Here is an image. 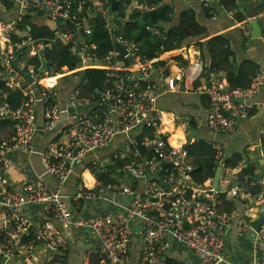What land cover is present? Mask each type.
Instances as JSON below:
<instances>
[{
    "label": "built area",
    "instance_id": "1",
    "mask_svg": "<svg viewBox=\"0 0 264 264\" xmlns=\"http://www.w3.org/2000/svg\"><path fill=\"white\" fill-rule=\"evenodd\" d=\"M13 1L16 17L10 22L0 21V80L11 87L15 84L13 78H19L22 99L19 107L13 108L9 97L0 91V120L11 122L17 137L15 144L0 142V207L2 221L7 228L18 231L21 238L9 234L3 253L15 255V244L20 246L25 239L27 256H35L38 249L55 250L57 254L64 248L59 239L62 231L85 228L99 245L86 253L84 264H131L136 236L142 238L137 264H160L170 240L192 250L205 264L223 262L234 214L220 210L221 194L213 188V179L204 184L193 182L194 166L189 162L186 145L189 140L201 142L202 129L220 136L235 134L258 106L255 98L264 88V72L253 79L248 89H236L226 80L206 73L203 60L194 58L188 59L186 66L176 61L174 76L173 70L167 69V61L161 58L169 52L148 59L141 54L140 44L127 40L121 28L127 19L112 11L115 0ZM165 1L153 0L154 10L163 8ZM3 9L0 0V11ZM34 13L52 20V39H35L21 29L25 18ZM99 20L103 27L97 34L95 23ZM247 27L249 31L248 25L242 28ZM154 34L159 31L154 30ZM15 35L19 37L16 46L2 50L3 45L12 43ZM103 36L108 41L107 47L103 41L98 42ZM260 40L264 45V30ZM57 44L69 46L77 65L75 71L61 70L53 59H46ZM119 45L127 51L126 56L119 51ZM29 51L38 64L23 60ZM15 66L31 76L34 83L28 84ZM88 70L104 72L105 82L91 89L81 76L68 93L69 108L58 105L56 88L42 85L51 75L59 79ZM169 78L184 82L180 90L183 93H197L195 83L201 78L209 84L203 92L209 113L206 119L198 121L195 129L193 120L185 115L172 123L166 119L160 101L166 95L179 93L170 87L165 89L164 82ZM38 106L43 110L41 131L45 134L60 127L64 120L70 121L55 149L41 153L45 172L57 179V190L43 184L22 183L25 196H20L8 187L3 171L9 152L36 153ZM70 110L75 113L69 116ZM180 127L186 133L185 143L176 142L184 139V133H177ZM118 137L124 138L122 147L108 158L92 163L93 187L84 182L73 199L78 208L86 202L102 201L112 203L120 211L95 215L86 221L72 220L68 202L61 194L70 173L91 154L109 149ZM261 140L264 143V129ZM216 159L219 167L228 172H222L218 187L228 189L230 199L260 208L264 216V180L241 182L239 175L245 168L244 162L230 169L224 168V153ZM111 167L137 182L136 185L130 188L114 180L101 182L99 176ZM253 187L258 188L255 193L250 192ZM120 197L130 200L120 202L123 199ZM30 205L42 206L51 219L35 226L26 213ZM254 219L244 214L236 228L241 233H254L252 264H264V222L254 231L250 225Z\"/></svg>",
    "mask_w": 264,
    "mask_h": 264
},
{
    "label": "crops",
    "instance_id": "2",
    "mask_svg": "<svg viewBox=\"0 0 264 264\" xmlns=\"http://www.w3.org/2000/svg\"><path fill=\"white\" fill-rule=\"evenodd\" d=\"M7 1L11 4L14 3L13 0ZM129 1V6L127 7V11L129 13L139 14L142 18H144L152 11V9L147 5L149 4L148 0H144L143 2L142 0ZM237 2H247L252 4L251 8L248 10L249 12H254L255 10H258L259 6L264 5V2L257 0H237ZM219 4V0H207L205 2L204 0H168V5L173 10L174 20L171 26L178 24L179 16L182 13L188 12L193 13L202 27L206 29V34L201 39H193L183 45L180 49L162 55L161 58L164 59L163 57L165 55L174 54L173 56L164 59L167 61V63L164 61L167 69L171 68L174 72V76L177 75V70L175 69L176 61L179 64H184L186 66L188 59L191 60L194 58H200L203 60L206 66V73L209 75L213 74L217 78L224 79L226 81L229 73H235L238 67L245 64H251L258 69L254 75L264 72V45L260 39L252 38V27L250 25L251 20L257 21L262 30H264V12L255 15V17L249 18L246 22L240 24L237 22L238 9H234L233 11H224ZM214 7H216V11L212 13L213 17L211 19H206L204 15L205 9H214ZM34 15L38 16V23H41L42 18L45 17L42 13H34ZM12 17L13 15L11 11H7L5 7L2 11H0L1 20L10 22L14 20L16 15L13 19ZM243 25L250 26L249 31L248 27L243 29ZM171 26L168 25L167 27L169 28ZM21 29H26L31 33L30 29L26 28V26ZM247 31L250 34L249 37L246 36ZM217 37H224L226 40V48H228V53L230 55L223 63L225 65L219 68H214L216 63L210 58L208 51H205L204 57L202 56L200 45L206 44L209 40ZM18 41L19 37L17 35L12 36V43L3 45L2 50H11L16 46ZM204 50H206V48H204ZM30 54L31 51L23 57V60L29 64H31L30 62L33 58ZM175 58H177V60ZM218 62L222 64L221 58H218ZM249 72L253 74V71ZM0 82L1 84L3 82L5 83L3 80H0ZM12 82L15 84L9 88L17 92L18 98L22 99L20 91L21 81L19 78L14 77ZM208 85L209 84L206 82V79L201 78L195 83L194 88L198 91L197 93H183L180 91L184 86L183 81H174V78L167 79L166 82H164L165 89L170 87L179 93L165 96L162 107L164 108L167 116L166 119L171 123L178 116L184 115L194 121H196V119L197 121L206 119L209 113V108L207 96L204 95L203 92ZM65 86L68 91L65 92L64 95L59 94L58 96L59 105L63 109L69 108L70 106L67 103V96L69 91L72 90L74 84H72L69 88V82L68 84L65 82ZM58 87L59 86H57L56 89L59 92ZM63 88L64 86L60 85V89ZM255 102L258 106L251 112L252 115L250 114L248 119L242 122L240 128L235 134L231 136H220L213 134L207 129H202L199 133V137L202 139V142L211 146L210 151L215 152L216 158H218L221 153H224L228 158L235 157L236 154L242 155L245 167H248L253 171V178H257L262 174V180H264V143L261 140L262 131L264 129V88L255 98ZM74 113V110H70L69 116ZM36 122L38 127V131L35 136L36 153L28 154L15 150L9 152L6 156L7 167L3 172L6 176L7 185L14 193L20 196H25L22 183H30L34 185L43 184L48 186L53 191L57 190V179L45 172L41 159V153L47 149H55L57 141L60 138L59 135L62 134V130L69 125L70 121L64 120V123L60 127L45 134L41 131L44 124L43 110L40 106H38L36 111ZM177 133H184V139L176 142H187L186 133L182 127L179 128ZM16 141L17 137L12 123L6 120H0V142L15 144ZM123 143V137L116 138L114 144L109 149L91 154L80 166L75 167L70 173L65 186L61 190V194L68 202L72 220L86 221L95 215L110 212L117 213L120 211L112 203L102 201L86 202V204H84L81 208H78L73 197L79 192L84 182H86L88 187H93L94 181L91 178L92 163L99 159L103 160L108 158L113 152L118 151L122 147ZM189 162L191 164L193 163L192 157H190ZM224 168L226 167L224 166ZM222 170L224 174H228L227 170L224 171L223 168ZM107 171L104 173V178H110L113 180L114 175H106ZM117 173L119 174L118 171ZM100 181L102 182V180ZM136 183L137 182L131 179V181L128 182V186L124 185L133 188ZM221 191L222 193L220 194H225L226 196L224 198L219 196L218 198L220 210L227 212L226 209H231L230 213L234 214V218L233 226L228 232L227 247L224 251L223 262L220 264H252L254 233L252 231L241 233L237 230L236 225L238 220L244 214L256 218L254 220H259L263 216V213L260 208L259 212H256L255 209L258 208L256 206H247L246 204H241L238 201L230 199L228 189H221ZM120 198H123L119 200L120 202L128 203L130 200L127 197ZM26 213L35 226H40L51 219L50 215H48L40 205H30L27 208ZM1 217L0 207V264H50L53 261L55 264H84V257L86 253L91 248L99 245L97 238L93 237L85 228H80L67 232L62 231V235H60L59 239L64 248L60 251V253L49 254L42 249H38L35 252L36 258L35 256H27L24 248L26 240L23 239L20 246L15 244L17 250L15 251L16 254L9 257L3 253V244L7 240L9 234L17 235L20 238L21 234L10 227L7 228ZM167 243L168 247L164 252L160 264H205L201 258H199L186 246L178 244L172 240ZM141 248L142 238L140 236H136L131 249V264H137Z\"/></svg>",
    "mask_w": 264,
    "mask_h": 264
},
{
    "label": "trees",
    "instance_id": "3",
    "mask_svg": "<svg viewBox=\"0 0 264 264\" xmlns=\"http://www.w3.org/2000/svg\"><path fill=\"white\" fill-rule=\"evenodd\" d=\"M4 4V7L7 11H11L13 17L17 14L16 5L13 3H9L7 0H1ZM120 8L119 15L124 16L127 21L126 23L121 25V28L124 34L127 37V40H134L136 43L141 45V54L145 55L148 59H153L157 57V54L160 52H172L177 49H180L183 45L190 42L191 40L201 39L206 34V29L202 27V25L198 22L195 15L193 13L184 12L179 16L178 24L173 25V10L168 5V0L165 1L163 8L154 10L155 4L153 0H148L147 4L152 11L142 18L141 15L135 13H129L127 11V7L129 6V0H119ZM144 0H142L143 2ZM260 2H264V0H257ZM219 6L224 9V11H233L234 9H238L237 22L242 24L246 22L247 19L255 17L260 13L264 12V5L259 6L258 10L254 12H249L248 10L251 8L252 4L244 2L240 3L237 0H219ZM213 5V4H211ZM216 11V7L205 9V18L211 19L213 17L212 13ZM38 16L34 14H29L22 27L29 28L32 36L35 39H52L54 35V23L48 17L42 18L41 23L37 21ZM0 21H4L1 20ZM8 22V21H4ZM171 27H167V26ZM97 34L101 32V28L103 27V22L101 20L95 23ZM154 30L159 31V34H154ZM103 41L102 44L105 47L108 46V41L105 36L101 37ZM206 48V50H204ZM200 49L202 50V56H205V51L209 53V56L216 63L214 68H219L225 64H223L229 57L228 48H226V40L224 37H217L212 40H209L206 44H201ZM109 50V49H108ZM174 54L165 55L163 58L166 59L168 57L173 56ZM72 53L69 50V46L67 45H59L55 46L51 51L47 53L46 59H53L59 66L61 70H68L69 72H73L76 70L77 65L73 58H71ZM218 58H221L222 64L218 62ZM32 64H38L36 59L31 60ZM249 71H253V74ZM258 71L251 64H245L243 66L238 67L235 73H229L227 82L231 88L236 89H248L251 85L252 79L256 77V72ZM56 75H51L45 80L42 85L51 86L59 89L58 94L64 95L68 89L65 86V82H69V88L72 84H76V82L80 79V77H84L87 79L88 86L91 89L100 87L105 82L104 72L88 70L81 74V72L72 73L69 76L62 77L60 79L55 78ZM60 85L64 86L63 89H60ZM0 90L5 93L9 97V103L13 108L19 107L21 103V99L18 98V93L11 90L7 84L4 82L0 85ZM59 96V95H58ZM163 97L160 101L161 106L164 102ZM59 105V101L57 102ZM60 106V105H59ZM252 115V113H251ZM198 121L193 120V128L197 125ZM67 128V127H66ZM66 128L62 130L65 131ZM61 132V133H62ZM61 136V135H59ZM59 138V137H58ZM187 150L189 151L190 157L193 158L192 165L194 166V171L192 172V179L195 184H204L205 182L214 179L217 168L219 167V163L216 159V154L214 151H210L211 146H208L204 142L195 143L191 140L188 141L186 145ZM225 155V154H224ZM243 156L240 154H236L235 157L228 158L225 156L223 165L226 168L236 169L240 163L243 162ZM117 168L111 167L108 169L106 175H115L117 173ZM103 174L99 177L105 183L114 182L112 179H105ZM254 177L253 171L248 167H245L241 174L239 175V180L241 182H254L252 178ZM258 188H251L250 192L255 193ZM223 198L226 196L225 194L220 195ZM227 212H231V209H226ZM50 264H55V262H51Z\"/></svg>",
    "mask_w": 264,
    "mask_h": 264
},
{
    "label": "water",
    "instance_id": "4",
    "mask_svg": "<svg viewBox=\"0 0 264 264\" xmlns=\"http://www.w3.org/2000/svg\"><path fill=\"white\" fill-rule=\"evenodd\" d=\"M118 9H119V1L115 0L113 2L112 11L115 13V12H118ZM250 25L252 27V38L260 39L262 36V28H261L260 24L257 21L251 20ZM118 49L122 53L123 56L127 55V51L123 48V46L119 45ZM15 69L25 79V81L28 84L34 83V79L31 76H29L26 72H24L23 70H21L17 66H15ZM0 85H1V82H0ZM240 102H242V101H240ZM222 172H223L222 167H218L216 170L214 179L212 181V186L218 193H222L221 189L218 187ZM262 177H263V175L261 174L257 178H252V180L258 182V181L262 180ZM263 222H264V216H262L259 220L251 222L250 225L254 231H258L260 226L263 224Z\"/></svg>",
    "mask_w": 264,
    "mask_h": 264
},
{
    "label": "rangeland",
    "instance_id": "5",
    "mask_svg": "<svg viewBox=\"0 0 264 264\" xmlns=\"http://www.w3.org/2000/svg\"><path fill=\"white\" fill-rule=\"evenodd\" d=\"M43 19H44V17H43ZM113 180L115 181L116 180V182H118V183H120V184H125V185H127L128 186V182L129 181H131V179L130 178H128V177H126V176H124V175H122V174H115L114 175V178H113ZM86 204V203H85ZM256 210V212H259V208H256L255 209ZM62 238V237H61ZM45 252H48L49 254H53L54 252H55V250H51V251H45Z\"/></svg>",
    "mask_w": 264,
    "mask_h": 264
},
{
    "label": "bare ground",
    "instance_id": "6",
    "mask_svg": "<svg viewBox=\"0 0 264 264\" xmlns=\"http://www.w3.org/2000/svg\"><path fill=\"white\" fill-rule=\"evenodd\" d=\"M92 178V177H91ZM93 180V179H92Z\"/></svg>",
    "mask_w": 264,
    "mask_h": 264
}]
</instances>
